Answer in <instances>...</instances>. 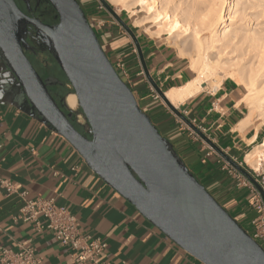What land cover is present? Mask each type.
<instances>
[{
	"label": "crops",
	"instance_id": "0c3cea01",
	"mask_svg": "<svg viewBox=\"0 0 264 264\" xmlns=\"http://www.w3.org/2000/svg\"><path fill=\"white\" fill-rule=\"evenodd\" d=\"M81 4L91 20L90 6ZM94 28L113 64L124 56L132 77L131 87L161 135L196 179L250 232L254 219L250 213L256 211L243 192L226 184L218 156L226 153L240 158L262 140L264 131L257 120L242 132L237 130L250 114L246 90L225 79L217 91L202 92L181 105L182 111L187 112L186 119L195 120L194 127L223 153L215 150L218 155L213 154L203 142L183 131L173 116L154 110L148 92L141 88L144 70L141 71L140 56L133 54L129 40L110 24H94ZM137 40L148 71L162 91L164 86L168 91L185 84L186 68L171 50L143 36ZM257 125L260 127L256 129ZM0 179L17 184L20 192L32 199H54L65 207L79 221L82 234L107 242L102 258L107 264H203L166 237L91 170L71 143L37 113L1 59ZM22 206L19 195L6 196L0 188V248L18 251L29 243L41 264H68L70 251L51 232L37 233L31 223L16 219Z\"/></svg>",
	"mask_w": 264,
	"mask_h": 264
},
{
	"label": "water",
	"instance_id": "95a60500",
	"mask_svg": "<svg viewBox=\"0 0 264 264\" xmlns=\"http://www.w3.org/2000/svg\"><path fill=\"white\" fill-rule=\"evenodd\" d=\"M46 1L55 13V25L29 17L16 0H0V59L37 113L71 143L93 172L203 264H264V249L188 170L171 143L143 112L103 50L78 0ZM99 1L134 40L144 73L158 96L192 126L150 76L133 31L106 0ZM24 2L31 11L30 0ZM30 25L36 27L37 40L49 47L77 95L90 138L73 125L72 111L62 104L66 96L57 102L49 84L29 60L27 52L33 51L26 41ZM40 29L47 31L48 36ZM225 158L249 177L230 158ZM257 187L264 200L263 189Z\"/></svg>",
	"mask_w": 264,
	"mask_h": 264
},
{
	"label": "bare ground",
	"instance_id": "6f19581e",
	"mask_svg": "<svg viewBox=\"0 0 264 264\" xmlns=\"http://www.w3.org/2000/svg\"><path fill=\"white\" fill-rule=\"evenodd\" d=\"M108 1L129 11L140 8L145 16L139 24L156 28L147 29L156 38L169 36L177 53L190 61V71L196 76L165 92L173 107L186 104L214 76L221 75L223 79L218 77L211 86L214 91L225 78L248 90L245 101L250 114L237 130L242 132L259 116L264 120V0ZM30 27L36 32V27ZM40 30L48 36L47 31ZM64 102L73 112L78 106L77 95L66 96ZM262 160L264 141L247 154L245 162L258 170Z\"/></svg>",
	"mask_w": 264,
	"mask_h": 264
},
{
	"label": "built area",
	"instance_id": "2783aa9c",
	"mask_svg": "<svg viewBox=\"0 0 264 264\" xmlns=\"http://www.w3.org/2000/svg\"><path fill=\"white\" fill-rule=\"evenodd\" d=\"M42 65L46 68L49 62L45 60ZM113 66L120 78L130 87L131 76L127 63L118 59ZM152 98L156 101L159 96L155 94ZM181 115L186 118L187 112L181 111ZM178 123L183 131H188L187 124L181 118ZM190 123L195 126V120ZM222 170L229 171L226 166ZM229 173L240 183V173ZM239 187L248 189L250 206L258 214L252 220V229L248 234L264 249V201L257 190L245 181L241 182ZM0 188L6 196L17 194L22 199L23 206L16 218L18 221L31 223L37 233L51 232L57 242L70 251L68 264H107L102 260L108 248L107 242L99 237L82 234L77 218L65 207L57 205L54 199H32L26 192H20V186L9 180L0 179ZM0 264H41V261L37 258L35 249L25 243L18 251L0 248Z\"/></svg>",
	"mask_w": 264,
	"mask_h": 264
},
{
	"label": "rangeland",
	"instance_id": "374dc122",
	"mask_svg": "<svg viewBox=\"0 0 264 264\" xmlns=\"http://www.w3.org/2000/svg\"><path fill=\"white\" fill-rule=\"evenodd\" d=\"M78 1L80 3H82V2L87 3L90 6L89 9L92 11L91 12V18L92 19L90 20V22L92 25L95 24L97 26H107L110 24L113 28H116L121 33L122 36H125L129 40L130 48L132 49L133 54L135 56L139 57V52H138L136 45H135V42L131 38L130 34L121 25V23L110 12H108V10L101 4V2L99 0H78ZM106 1L113 8L116 15L133 31L136 38H139V36H143L145 38H148L149 40L159 42L160 44L163 45V47H165L168 50H171L174 53V55L177 58H179L183 67L186 68V72H187L185 80L183 81V84L186 83L187 81L193 79L196 76L192 71H190V61L188 60V58L182 57L179 55V53H177L178 52V50L176 49L177 47L173 45L171 39H169V36L163 35L160 38H156L155 36L151 35V33H149L147 30V29H150L151 31H155L156 28H152L151 27L152 25L142 27L141 24H139V22L145 16V14L143 12H140L141 11L140 8H137V9L133 8L132 10H130L131 11L130 12L129 10L124 9L122 7L120 8V6H113L108 0H106ZM42 4H44V6L41 9L42 14L45 12H48L50 10L49 13L52 14V16L55 15L54 11L52 10L51 6L47 3L46 0H42ZM84 9H85V7H84ZM85 12L87 13L86 9H85ZM87 17H88V15H87ZM46 22H48V21H46ZM40 49H41V51H43V53H45L44 55L43 54L42 55L45 57H48V60H49L50 64L52 65L51 68L49 69L50 70L49 73H51L54 78L58 79L59 81H62L65 84V90H67L69 92L73 91L72 87L70 85L66 84L67 82H66L65 76L62 73L59 66L57 65V63H56L54 57L52 56L51 52L49 51V47L45 43L41 42ZM30 56L34 57L35 54L32 53V54H30ZM123 57H122V59H123ZM37 66H38L37 67L38 72L40 74V70H42L41 66H39L38 64H37ZM42 71H44V70H42ZM141 71H143L142 65H141ZM149 74L152 77V79L155 81V83L162 89L159 82H157V80L154 78V76L151 75L150 71H149ZM141 76H142V87L141 88L145 89V91L148 92V94H149L148 99L150 100L149 102L153 103L151 105L154 107V110L162 111L163 113H167L168 115L173 116L176 120H179L180 117L177 116L171 110V108H169L165 104V102L160 97L156 101L153 100L152 96L157 94V93H156L154 87L152 86V84L149 82L146 74L142 73ZM218 77L220 79H223V78H221L222 77L221 75L214 76L215 79L214 80L211 79L210 82L205 84L202 92H215L213 90V87H211V86L213 85V82L218 79ZM131 79H132V77H131ZM225 79H228V78H225ZM234 82H236V81H234ZM183 84H180V86ZM237 84L240 85L239 83H237ZM130 88H131L132 92L134 93V95H135V97L139 103V106H140L141 103H140V100L138 99V97L136 96L137 94L133 91L134 88H132L131 86H130ZM166 88H167L166 86L163 87L164 93L167 91ZM244 89L246 90V88H244ZM246 94H248V90H246ZM64 97L65 96L62 95V98H64ZM62 104H65V103L63 102ZM66 108H68V107H66ZM175 109L181 113L183 108H182V106H178V108H175ZM72 113H73L74 122L78 126L81 127L83 134L88 136L86 131H85L87 128V121L85 120L84 116H81L83 114H82V111L79 108V106H77V108ZM256 117H258V115ZM262 119L263 118L260 116L258 118H255V120L258 121L257 123L263 127V131H264V124H262V123H264V120H262ZM192 126H194V125H192ZM192 126L187 124V127H188L187 132L192 134V136L195 137L196 139L203 142L210 149V152H213V154L218 155V153L193 129ZM263 141H264V135L262 137V140L258 144H256L255 146H253L249 150H246V152L240 158H232L230 154L229 155L226 153L224 154L225 156L230 158L231 161L233 163H235L238 167L243 169L249 175V177L247 175H245L243 172H241L240 170H238L230 161H228L225 158L224 155H221V154L218 155L220 158V161H221V167L220 168H223L224 166H226V167H228V170L232 174L240 173L241 174V176L239 177L240 183L245 181L248 185L252 186V188L257 190V192L259 193V195L261 196L262 199H263V196L260 193L257 185L260 186L264 191V160L261 161L258 170L257 169L255 170V168L249 166L245 162V158H246L248 153L254 151L256 149V147H258L259 145H261L263 143ZM229 171H225V170L222 171L224 176H226V181H227L226 184H228L234 190H238L240 192H243L247 198L251 199L248 189L243 188V187H239L240 183L237 181V179H235L231 176ZM257 215H258L257 212L254 214L250 213V217H252V219L255 218Z\"/></svg>",
	"mask_w": 264,
	"mask_h": 264
},
{
	"label": "flooded vegetation",
	"instance_id": "af4514ba",
	"mask_svg": "<svg viewBox=\"0 0 264 264\" xmlns=\"http://www.w3.org/2000/svg\"><path fill=\"white\" fill-rule=\"evenodd\" d=\"M16 3L20 7V9L31 18H38L43 23L49 24V25H55L57 23L54 18L55 15L52 16V14L49 13L50 10L43 14L41 13V9L44 6V4H42V0H30L29 5L31 7V11H28L27 5L25 4L24 0H16ZM26 41L30 46L33 47L32 52H27V56L29 60H31V63L35 67L37 72H38L37 64L41 66L42 70H44V71L40 70L39 75L43 78V80L47 81V83L49 84V91H52L54 94V97H56L55 99H57L60 102L62 98L61 92L64 90L65 84L62 81H59L58 79L54 78L52 74L49 73L50 71L49 69L51 68L52 65L50 64L48 57L43 56L45 53H43V51H41L40 49L41 42L37 40L36 32L34 31V28L30 26H28V29H27ZM32 53L35 54L34 57L30 56V54ZM45 60L49 62V65L46 68L43 67L42 65V62Z\"/></svg>",
	"mask_w": 264,
	"mask_h": 264
},
{
	"label": "trees",
	"instance_id": "16d2710c",
	"mask_svg": "<svg viewBox=\"0 0 264 264\" xmlns=\"http://www.w3.org/2000/svg\"><path fill=\"white\" fill-rule=\"evenodd\" d=\"M79 2V1H78ZM79 4H80V6L82 7V9L84 10V8H83V6H82V4L79 2ZM84 12H85V10H84ZM85 14H86V17H87V13L85 12ZM87 19H88V21H89V23L91 24V22H90V20H89V18L87 17ZM57 23H58V21H56ZM56 23V24H57ZM91 26L93 27V29H94V31H95V28H94V25H92L91 24ZM96 32V31H95ZM97 34V33H96ZM98 37V36H97ZM99 39V38H98ZM31 61V60H30ZM63 73V72H62ZM65 76V75H64ZM65 79H66V77H65ZM66 84L67 85H70L69 83H68V81L66 80ZM51 92V95L54 97V94H53V92L52 91H50ZM61 94L63 95V96H67V95H69V94H75L73 91H71V92H69V91H67V90H65V88H64V90L61 92ZM56 97H54V99H55ZM57 102H59L57 99H55ZM140 107H141V109L143 110V112H145L149 117H150V115H149V113L148 112H146L145 111V109L140 105ZM151 118V117H150ZM152 120V119H151ZM153 122V121H152ZM154 124V123H153ZM73 125L76 127V129L79 131V132H81V133H83L82 132V130H81V127L80 126H78L74 121H73ZM88 138H90V136H87ZM209 192V191H208ZM210 193V192H209ZM211 194V193H210Z\"/></svg>",
	"mask_w": 264,
	"mask_h": 264
}]
</instances>
